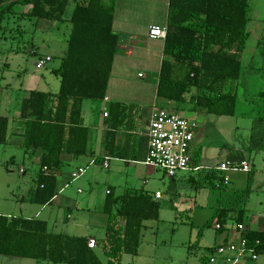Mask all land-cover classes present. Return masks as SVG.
<instances>
[{"label": "crops", "instance_id": "obj_1", "mask_svg": "<svg viewBox=\"0 0 264 264\" xmlns=\"http://www.w3.org/2000/svg\"><path fill=\"white\" fill-rule=\"evenodd\" d=\"M104 1L114 5L113 30L119 35V39L121 35L127 36L123 45L128 44L127 47L131 48V51L129 50L126 54L120 53L122 44L119 40L105 98L99 101L86 99L81 102L83 125L88 129L86 153L80 156H73L66 152L61 153L60 159L63 165L54 172V195L47 204L34 202L37 174L41 169L40 160L43 151L36 148L26 150L23 147L24 127L23 121L19 117L21 102L28 97L29 92L33 89L28 90L23 85H19L14 90L7 81V77L4 76V72L0 73V116L6 117L9 121L5 143L0 146L23 149L22 153H19L22 156V163L18 169L22 175L20 178L24 189L20 195L16 196L13 207L4 209L1 206L0 215L8 218L42 220L45 221L46 230L49 233L73 238L82 237L87 239V242L94 239L96 243L94 247H88L95 252L101 264H107L108 259L102 252V240L105 237L107 221V214L104 212L106 199L109 196L117 198L128 190L139 191L158 203L160 217L162 203H165L161 202L163 195H166L170 202L175 201L178 189L185 187L187 181L190 183L188 185L195 189L193 196L195 202L190 208V200L184 201L183 207L185 209L196 207L203 212L208 208L211 210L208 222L214 219V228L217 223L221 225L220 229L215 228L217 233L214 243L205 246L209 252L208 256L204 258L205 264H209L208 257L214 247L237 236L234 233V224L238 222L239 211H242L243 214L242 222L238 223L245 225L248 235L250 233L264 235V157L261 163L263 168H255L251 160L241 159L236 162L245 161L248 163L249 171L218 170L216 167L220 163L230 159L218 162L202 158L201 138L197 137L200 132L198 125L190 146V153L192 167L198 165L201 166L200 169L179 171L173 176H167L162 170L144 163L148 149L149 120L157 108L161 107L187 118H192V115H206V113L195 111L186 94V100L183 103H175L157 96L158 75L163 60L165 37L151 38L148 31L152 25L165 29L169 11L168 0ZM18 8L20 11H26L29 6H19ZM17 23L24 33L36 34L38 32L42 37L48 36L50 39L62 40V44L64 40H67L64 32L59 31L57 21L25 17ZM115 28L120 32H116ZM13 33L14 31L9 30L0 31V45L10 51L4 62L1 59L4 69H10L8 57H12L14 48L13 41H11L10 49L7 48L8 42H10L7 35L13 37ZM59 45L61 46V44ZM31 46V53L36 54L38 46L33 41ZM61 47L63 48L62 58L66 52V43ZM119 50L120 52H118ZM44 57H50L49 61L52 60V56L49 54ZM44 57L39 55V59ZM141 69L150 70L156 76L153 79L146 78L145 74L140 72ZM58 81V86H54L53 89L39 91L56 94L60 85L59 77ZM118 103L124 107L120 111V115L117 110L113 109V105ZM185 106L189 108L185 109ZM104 112L107 113L106 116ZM259 117L260 115L255 117L251 125V148L261 147L263 144L264 121ZM15 156L18 155L9 154L7 162L14 164ZM79 168H83L85 171L74 178L72 174ZM42 171L46 172L47 167L43 166ZM230 171L247 173V178L246 180L232 179L233 189L229 192L225 204L216 206L213 204V197L218 204L220 199L216 192L217 190L221 192L230 186L231 178L228 176ZM221 176L223 177L222 182L219 181ZM100 184H102V191L99 189ZM248 185L250 191L245 198L242 194L245 193ZM157 192L160 193L159 197H156ZM201 192H203L202 195ZM199 196H202L200 201L202 204L197 202ZM222 211L226 212L224 220L221 218ZM95 215L98 218L97 225L95 224ZM148 220L156 219L142 221L141 239L137 251L135 254L123 253L121 264H153L143 260L144 257L149 256L148 248L143 252V245L147 247L151 245V250L156 249L154 242L143 239V229ZM209 224L211 225V223ZM102 228L104 232L100 234ZM29 259L31 258L0 254V264H28L26 260ZM35 263L52 264L46 260H35ZM249 264H264V237L257 259Z\"/></svg>", "mask_w": 264, "mask_h": 264}, {"label": "trees", "instance_id": "obj_2", "mask_svg": "<svg viewBox=\"0 0 264 264\" xmlns=\"http://www.w3.org/2000/svg\"><path fill=\"white\" fill-rule=\"evenodd\" d=\"M70 1L0 0L2 32L14 30L21 36L23 31L17 22L25 17L57 22L67 20L70 24L65 55L60 66L53 70L60 80L58 92L31 90L20 105L23 147L43 151L34 195L37 204H47L54 195V172L63 165L61 153L73 156L86 153L88 129L83 125L81 102L105 98L119 47V35L113 30V4L104 0H73L71 15L65 18ZM168 2L157 96L183 103L185 94L196 89L198 93L190 99L195 111L217 116L234 115L238 96L232 85L241 78L249 0ZM19 6L29 8L20 11ZM123 108L120 103L113 105L118 115ZM259 118L264 121V114ZM8 124V119L0 116V144L5 143ZM43 166L47 167L46 172L42 171ZM219 181H223L222 176ZM249 191L248 185L242 196L246 198ZM104 212L107 221L102 252L108 259L107 264H121L123 253L137 251L142 221L159 218V205L139 191L128 190L117 198L109 196ZM222 213L224 220L226 212ZM242 214L239 211L238 222H242ZM248 236L261 241L264 237L256 233ZM87 243L82 237L47 232L42 220L0 215L2 255L46 260L52 264H101Z\"/></svg>", "mask_w": 264, "mask_h": 264}, {"label": "rangeland", "instance_id": "obj_3", "mask_svg": "<svg viewBox=\"0 0 264 264\" xmlns=\"http://www.w3.org/2000/svg\"><path fill=\"white\" fill-rule=\"evenodd\" d=\"M249 6L248 36L241 53V78L235 82V86L232 85L238 96L235 114L232 116L200 114L191 117L199 125L200 132L197 137L201 138L202 158L218 162L225 159L235 162L246 159L251 160L255 168H263L261 163L264 157V147L251 148L250 143L253 119L264 114V95L262 94L264 91V0H249ZM73 8L74 1L71 0L64 15L65 18L70 17ZM58 23L59 31L64 32L65 37L68 36L69 22L65 20ZM115 31L120 32L117 28ZM13 34V37L7 35L10 40L7 48L10 49L12 43L14 48L12 57H8L10 69H4L2 63L5 61V57L9 56L10 51L0 45V73L4 72V76L7 77V81L13 89L16 90L19 85H23L28 90H51L54 86H58V76L53 72V69L58 68L60 64L63 50L61 46H65L66 41L64 40L62 44V40L50 39L48 36L42 37L38 32L36 34L23 32L21 36ZM126 37L120 36L122 49L121 52L120 50L118 52L123 54L131 51V48L127 47L128 44L123 45ZM11 41L13 42L11 43ZM32 41L38 46L36 54L31 53ZM48 54L52 56V60L48 61L45 66L39 67V55L44 57ZM140 72L145 74L146 78L153 79L156 76L150 70L141 69ZM197 93L198 91L193 89L191 93L186 94L188 101H190L191 95ZM185 107V109L189 108ZM22 151L23 149L19 147L10 149L0 146V208L1 206L4 209L13 207L16 196L24 190L20 178L22 175L18 169L22 163V156L19 155ZM9 154L18 155L15 156L14 164L7 162ZM228 176L231 178L230 186L221 192L219 190L216 192L220 199L218 204L213 197V204L216 206L225 204L229 192L233 189V180H246L247 173L230 171ZM188 184L190 183L186 181V186L178 189L177 197L173 202L163 195L161 202L165 203H162L159 220L145 222L143 239L154 242L156 249L151 250V245L149 247L143 245V252L147 248L149 251V256L144 257L143 260L153 264H205L204 258L209 253L205 246L214 243L217 233L214 228L215 221L213 219L208 222L211 216V210L208 208L203 212L196 207L193 209L183 207L184 201L190 200V208L195 202L193 197L195 189ZM100 185L99 189L102 191V184ZM199 197L198 203L202 199V196ZM97 223L98 218L95 215V224L97 225ZM103 232V228L100 229V234ZM26 261L28 264H36L33 259Z\"/></svg>", "mask_w": 264, "mask_h": 264}, {"label": "built area", "instance_id": "obj_4", "mask_svg": "<svg viewBox=\"0 0 264 264\" xmlns=\"http://www.w3.org/2000/svg\"><path fill=\"white\" fill-rule=\"evenodd\" d=\"M165 29L152 25L149 28L148 35L151 38H164ZM50 57L40 58L38 66L42 67ZM106 116L107 113L104 112ZM198 129V123L192 118L180 116L164 108H157L151 115L148 125V149L144 163L162 170L167 176H173L179 171H188L190 169L198 170L201 166L192 167V156L190 146ZM218 170H240L249 171L250 165L245 161H230L220 163ZM85 170L79 168L72 174L77 178ZM160 193H156L159 197ZM216 229L221 225L217 223ZM234 233L237 236L231 237L210 252L208 257L209 264H249L257 259L261 241L259 239H250L248 231L244 224L236 222L234 224ZM94 239L88 241L89 247H94Z\"/></svg>", "mask_w": 264, "mask_h": 264}]
</instances>
